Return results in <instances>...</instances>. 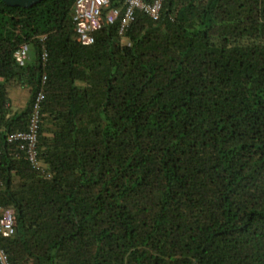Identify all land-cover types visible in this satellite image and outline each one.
I'll return each mask as SVG.
<instances>
[{
    "label": "trees",
    "instance_id": "16d2710c",
    "mask_svg": "<svg viewBox=\"0 0 264 264\" xmlns=\"http://www.w3.org/2000/svg\"><path fill=\"white\" fill-rule=\"evenodd\" d=\"M73 1L0 0L9 263L264 264V0H162L88 45ZM39 91L34 168L6 134Z\"/></svg>",
    "mask_w": 264,
    "mask_h": 264
},
{
    "label": "built area",
    "instance_id": "2783aa9c",
    "mask_svg": "<svg viewBox=\"0 0 264 264\" xmlns=\"http://www.w3.org/2000/svg\"><path fill=\"white\" fill-rule=\"evenodd\" d=\"M162 0H74L70 19L73 23L75 39L82 45L93 41V33L103 24H116L117 34L122 35L128 24L139 11L151 19H156ZM113 3L112 5H110ZM43 49L41 60L45 59ZM14 61L22 65L28 58L25 46H19L13 52ZM44 78V77H42ZM43 97L42 91L36 93L27 119L26 129L6 134L8 142H18V147L24 151L29 164L37 168L36 136L39 120V103ZM14 212L10 207L0 206V236L6 237L13 232ZM0 264H10L5 252L0 247Z\"/></svg>",
    "mask_w": 264,
    "mask_h": 264
},
{
    "label": "rangeland",
    "instance_id": "374dc122",
    "mask_svg": "<svg viewBox=\"0 0 264 264\" xmlns=\"http://www.w3.org/2000/svg\"><path fill=\"white\" fill-rule=\"evenodd\" d=\"M12 110H20L27 99V88L14 86L7 89Z\"/></svg>",
    "mask_w": 264,
    "mask_h": 264
},
{
    "label": "water",
    "instance_id": "95a60500",
    "mask_svg": "<svg viewBox=\"0 0 264 264\" xmlns=\"http://www.w3.org/2000/svg\"><path fill=\"white\" fill-rule=\"evenodd\" d=\"M2 1L10 6L28 7L34 3L39 2L40 0H2Z\"/></svg>",
    "mask_w": 264,
    "mask_h": 264
}]
</instances>
